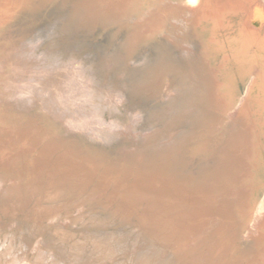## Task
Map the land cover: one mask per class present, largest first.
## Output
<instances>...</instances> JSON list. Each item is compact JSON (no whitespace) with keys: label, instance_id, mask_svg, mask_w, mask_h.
Segmentation results:
<instances>
[{"label":"bare ground","instance_id":"bare-ground-1","mask_svg":"<svg viewBox=\"0 0 264 264\" xmlns=\"http://www.w3.org/2000/svg\"><path fill=\"white\" fill-rule=\"evenodd\" d=\"M262 24L264 0H0V264H264Z\"/></svg>","mask_w":264,"mask_h":264},{"label":"rangeland","instance_id":"rangeland-1","mask_svg":"<svg viewBox=\"0 0 264 264\" xmlns=\"http://www.w3.org/2000/svg\"><path fill=\"white\" fill-rule=\"evenodd\" d=\"M237 20V22L235 21V23H234V27L233 26H231L230 28L231 29H233V28H236L235 30L237 31H239V26L240 25H242L241 23H240V19L239 18H236ZM240 24V25H239ZM264 28V24H262V29ZM234 30V29H233ZM100 33V32H99ZM98 33V34H99ZM235 33V31H224V33H221L220 34V36H222V37H229V36H231L232 34H234ZM97 34V33H96ZM96 34H94V35H96ZM226 35V36H225ZM89 38V37H88ZM110 46V45H109ZM108 46V47H109ZM109 50V49H108ZM107 49L105 50L106 52H105V54H103V57H106V55L108 54V52H110V50L108 51ZM259 52V49H256V47L255 48H253L252 49V53L253 54H256V52ZM110 54V53H109ZM102 57V58H103ZM237 71V70H236ZM239 72V71H238ZM237 72V81H236V83H237V91H236V93H237V97H239V96H241V95H243V93H244V91H245V89H246V85H247V83H248V81H249V79H250V74L249 73H244L243 75H241V74H239ZM257 96H258V94H257ZM257 105H258V102H257ZM258 108H259V106H258ZM258 108H254V109H258ZM29 108H27V110H28ZM31 110V111H30ZM29 111H27V112H29V115L30 116H34V115H36L37 114V110L35 109V108H32V109H30ZM258 111V110H257ZM257 111L255 110V116H256V114H257ZM264 113L262 112V114L260 113V112H258V120H259V118H261L262 116H264L263 115ZM30 119L29 118H27L26 120H25V122L26 121H29ZM37 122H39V124L40 125H48V124H46L47 122H45L43 119H40V121H37ZM24 123V122H23ZM53 130L54 131H56V132H58V129H55V128H53ZM89 151H91L90 149H89ZM262 176L264 177V173L262 174ZM263 196H264V187H262L258 192H257V194H256V200H255V202H256V206H257V204L259 203V201H261V199L263 198ZM259 199V200H258ZM116 232V231H115Z\"/></svg>","mask_w":264,"mask_h":264}]
</instances>
